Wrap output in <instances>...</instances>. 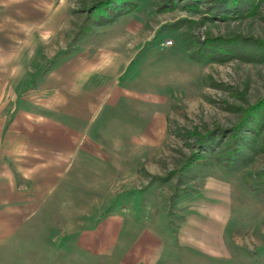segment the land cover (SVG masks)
<instances>
[{"label": "rangeland", "instance_id": "rangeland-1", "mask_svg": "<svg viewBox=\"0 0 264 264\" xmlns=\"http://www.w3.org/2000/svg\"><path fill=\"white\" fill-rule=\"evenodd\" d=\"M100 1L0 0V18L57 20L25 83L77 51L127 63L90 124L114 165L85 172L79 221L102 240L63 250L67 220L41 213L0 264H264V0Z\"/></svg>", "mask_w": 264, "mask_h": 264}, {"label": "crops", "instance_id": "crops-1", "mask_svg": "<svg viewBox=\"0 0 264 264\" xmlns=\"http://www.w3.org/2000/svg\"><path fill=\"white\" fill-rule=\"evenodd\" d=\"M3 12L0 18V250L10 251L14 245L20 248L19 240L26 233L31 231L35 235L30 228L31 220L47 212L67 220L63 223L61 249L70 250L71 245L81 250L95 248L102 240L97 236L98 230H89L85 221L82 224L79 221L86 220L85 192L90 187H93L92 197L98 192L93 186L95 181L86 180L85 172L88 170L95 176V171L113 168L114 162L110 156L113 154L103 148L104 136L92 132L90 124L106 99L114 97L116 102L117 91L112 90L109 82L118 75L121 65L127 63L111 60L104 65L102 58L92 62L88 54L84 56L77 51L48 69L41 81L25 83L27 69L23 59L32 57V53H26L30 42L37 39L38 33L54 29L57 20L34 19L24 26L21 16L15 18V13L8 14L6 8ZM22 27L28 28L24 32ZM106 139L108 144L109 140L114 141ZM115 144L114 141V147ZM101 185L97 187L101 189ZM80 188L82 191L77 190ZM70 219L77 220L74 227L69 226Z\"/></svg>", "mask_w": 264, "mask_h": 264}, {"label": "trees", "instance_id": "trees-1", "mask_svg": "<svg viewBox=\"0 0 264 264\" xmlns=\"http://www.w3.org/2000/svg\"><path fill=\"white\" fill-rule=\"evenodd\" d=\"M104 0L98 2L99 5H105L107 2H103ZM232 1H236V0H218L217 2V8L215 9V11L212 12V14H219L221 12V8L228 4L229 2H232ZM191 2H194V0H188L187 3H191ZM191 5H194V4H191ZM103 12V11H102ZM87 29H85L83 32H86Z\"/></svg>", "mask_w": 264, "mask_h": 264}]
</instances>
